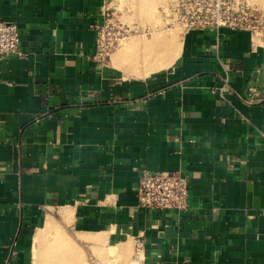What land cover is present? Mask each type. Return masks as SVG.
I'll return each mask as SVG.
<instances>
[{
  "label": "crops",
  "instance_id": "1",
  "mask_svg": "<svg viewBox=\"0 0 264 264\" xmlns=\"http://www.w3.org/2000/svg\"><path fill=\"white\" fill-rule=\"evenodd\" d=\"M109 7L0 0V264H264V43L186 31L143 77L95 60ZM145 170L187 176L188 211L141 208Z\"/></svg>",
  "mask_w": 264,
  "mask_h": 264
},
{
  "label": "rangeland",
  "instance_id": "2",
  "mask_svg": "<svg viewBox=\"0 0 264 264\" xmlns=\"http://www.w3.org/2000/svg\"><path fill=\"white\" fill-rule=\"evenodd\" d=\"M221 3L230 11L241 5L264 11V0H221ZM216 4L217 0H109L112 22L116 27L132 30L114 51L112 60L132 72L138 70L143 77L172 66L180 57L184 33L209 21ZM255 42L264 43L256 39ZM142 54L151 57L142 61L139 59Z\"/></svg>",
  "mask_w": 264,
  "mask_h": 264
},
{
  "label": "built area",
  "instance_id": "3",
  "mask_svg": "<svg viewBox=\"0 0 264 264\" xmlns=\"http://www.w3.org/2000/svg\"><path fill=\"white\" fill-rule=\"evenodd\" d=\"M106 22L98 28L95 60L107 65L114 51L128 39L132 30L116 27L110 10H106ZM228 28L248 32L253 38L264 42V11L238 6L230 11L221 0L212 7L209 21L190 30ZM21 34L16 24L0 21V57L21 55ZM139 202L143 209L186 212L189 209L188 177L181 173L143 171L139 183Z\"/></svg>",
  "mask_w": 264,
  "mask_h": 264
},
{
  "label": "bare ground",
  "instance_id": "4",
  "mask_svg": "<svg viewBox=\"0 0 264 264\" xmlns=\"http://www.w3.org/2000/svg\"><path fill=\"white\" fill-rule=\"evenodd\" d=\"M131 28V27H130ZM121 56V55H120ZM150 56V55H149ZM149 56H146L144 54L141 55V57H139V59H142V61H146L149 60ZM151 57V56H150ZM148 58V59H147ZM118 60V59H117Z\"/></svg>",
  "mask_w": 264,
  "mask_h": 264
}]
</instances>
